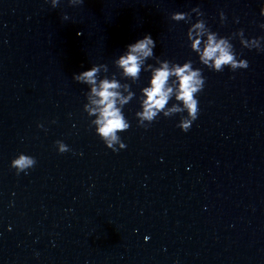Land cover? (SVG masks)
Segmentation results:
<instances>
[{"label": "water", "instance_id": "1", "mask_svg": "<svg viewBox=\"0 0 264 264\" xmlns=\"http://www.w3.org/2000/svg\"><path fill=\"white\" fill-rule=\"evenodd\" d=\"M196 4L221 34L264 35L259 0H0V264H264V52L235 39L247 68L200 64L188 25L168 16ZM145 33L156 55L202 68L200 111L187 131L180 114L144 128L133 97L126 147L113 151L72 74L92 62L116 71ZM21 151L36 157L27 175L9 166Z\"/></svg>", "mask_w": 264, "mask_h": 264}, {"label": "clouds", "instance_id": "2", "mask_svg": "<svg viewBox=\"0 0 264 264\" xmlns=\"http://www.w3.org/2000/svg\"><path fill=\"white\" fill-rule=\"evenodd\" d=\"M60 2L49 0L54 8ZM67 3L78 6L84 0H67ZM217 14L220 24H224V10H218ZM259 14L264 16V0H259ZM168 16L172 21L183 20L188 25L185 32L188 48L196 54L200 64L213 71H223L225 66L233 71L248 67V59L235 48V39H238L242 48L264 52V35L246 36L243 28L227 35L221 34L208 24L199 4L187 11H172ZM62 19L68 20V14L64 13ZM233 22L238 23L239 17H233ZM259 27L264 30V21L259 23ZM155 45L156 40L151 33H145L126 44L124 50L113 58L112 65L116 71H110L107 63L92 62L90 67L72 74L74 81L86 85L82 109L90 117L89 127L113 151L126 147L120 133L130 127L131 121L123 109L133 97L139 105L134 116L140 127L148 128L160 115L170 117L180 114L176 126L181 131H187L198 117L200 109L197 94L203 90L206 81L202 68L195 67L192 59L178 62L161 58L154 52ZM142 73L147 75L137 92L132 84L141 81ZM37 127L43 128L44 124L37 122ZM54 144L57 152L71 150L62 139H56ZM35 164L36 157L23 151L9 162L17 175L21 172L27 175Z\"/></svg>", "mask_w": 264, "mask_h": 264}]
</instances>
